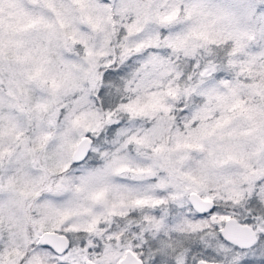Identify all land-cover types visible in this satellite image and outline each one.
I'll return each mask as SVG.
<instances>
[{
	"label": "snow or ice",
	"instance_id": "6c2138e0",
	"mask_svg": "<svg viewBox=\"0 0 264 264\" xmlns=\"http://www.w3.org/2000/svg\"><path fill=\"white\" fill-rule=\"evenodd\" d=\"M0 264H264V0H0Z\"/></svg>",
	"mask_w": 264,
	"mask_h": 264
}]
</instances>
